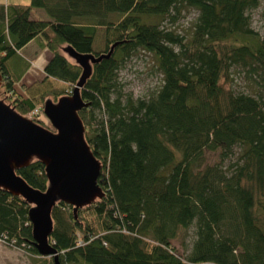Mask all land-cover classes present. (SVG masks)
Wrapping results in <instances>:
<instances>
[{"label": "trees", "instance_id": "obj_1", "mask_svg": "<svg viewBox=\"0 0 264 264\" xmlns=\"http://www.w3.org/2000/svg\"><path fill=\"white\" fill-rule=\"evenodd\" d=\"M259 2H0V98L41 125L49 127L33 108L68 93L80 72L61 47L97 55L116 42L79 89L104 193L75 216L63 201L52 206L48 240L60 264H264V27L254 29L249 15ZM181 7L196 12L188 36L164 24ZM98 27L103 47L94 50ZM35 37L51 56L25 82L30 61L19 50ZM137 49L160 77L147 96L133 97L117 70ZM235 65L255 76L257 89L224 86ZM15 171L45 188L38 160ZM28 207L0 189V242L27 251L31 264H53L32 244ZM191 226L187 245L181 232Z\"/></svg>", "mask_w": 264, "mask_h": 264}, {"label": "water", "instance_id": "obj_2", "mask_svg": "<svg viewBox=\"0 0 264 264\" xmlns=\"http://www.w3.org/2000/svg\"><path fill=\"white\" fill-rule=\"evenodd\" d=\"M106 52L94 55L74 50L69 44L61 50L80 67L79 75L68 93L56 100L44 99L42 112L50 128L16 111L0 98V189L17 195L29 205L27 219L31 241L40 255H51L60 264L48 237L52 229L51 208L57 201L71 205L75 211L103 195L96 178L100 163L84 138V124L78 110L86 105L79 89L91 71V64L106 58ZM2 74L0 73V84ZM33 159L43 165L46 186L43 190L29 185L16 169Z\"/></svg>", "mask_w": 264, "mask_h": 264}, {"label": "rangeland", "instance_id": "obj_3", "mask_svg": "<svg viewBox=\"0 0 264 264\" xmlns=\"http://www.w3.org/2000/svg\"><path fill=\"white\" fill-rule=\"evenodd\" d=\"M0 2L7 1L0 0ZM263 2L264 0H260L259 4L249 11L251 26L259 32H262L264 27V17L261 14ZM195 13L196 12L193 8L181 7L177 13L172 11V17L164 19V24L174 28L179 33H183L184 35L188 36L192 22L194 21V17L196 15ZM102 33L103 27H98L92 41V47L94 50H101L103 47ZM35 43L36 42H31L28 45L29 50L26 54L29 56L30 63L31 60H33V64L32 68L28 70V74L25 73L26 75L22 76V80L25 82H29L33 78L40 77L41 74L39 73V70L36 69V67L40 68L50 54V52L45 47H42L40 50H38ZM33 48L36 49L34 53L32 52ZM35 53L38 57H36ZM246 70L247 69L245 67L240 65L231 67L232 80H224V86H230L233 90H242L244 92H252L253 90L257 89L258 86L253 80V77L255 76H252L250 72L246 73ZM159 77L160 74L153 69L151 55L142 49H137L135 52H133V54L128 59H126L123 65L117 70V79L122 83V91L125 93L129 92L133 97L147 96L151 91L150 89L154 87V85H156V83L159 81ZM43 120L47 121V118L44 117ZM47 123L49 126L48 121ZM216 157L217 156L215 155L210 156V158ZM192 229L193 226H191L188 231L186 230L181 232L180 239L187 243V245L189 244V241L192 237ZM173 243L176 247H178L179 251H185L178 243V240H174ZM30 256L31 255L22 248L0 242V264H31Z\"/></svg>", "mask_w": 264, "mask_h": 264}, {"label": "crops", "instance_id": "obj_4", "mask_svg": "<svg viewBox=\"0 0 264 264\" xmlns=\"http://www.w3.org/2000/svg\"><path fill=\"white\" fill-rule=\"evenodd\" d=\"M7 2H22V3H27L28 2V0H18V1H9V0H6ZM6 3V2H5ZM34 11V14L35 15H38V16H42V17H45L46 16V14H45V12L41 9V8H34L33 9ZM31 42H36L35 44H36V46H37V49L38 50H40L41 48H42V46L40 45V40L38 39V38H32L31 40H29L24 46H22V48H20V53L24 56V57H26V58H28L29 59V56L26 54L27 53V51L29 50V48H28V45L31 43ZM35 46V47H36ZM47 49V48H46ZM33 50V51H32ZM31 51L34 53L35 51H36V49L35 48H33ZM48 50V49H47ZM24 51V52H23ZM49 51V50H48ZM50 52V51H49ZM35 55H36V57H38L37 56V54L35 53ZM51 56V53L49 54V56H48V58ZM33 57H34V54H33ZM36 57H35V59H36ZM48 58L45 60V62L48 60ZM33 59V58H32ZM33 60H31V63H30V65L28 66V68L26 69V71L24 72V74L23 75H26V74H28V70H30L31 68H32V64H33V62H32ZM44 62V63H45ZM44 63H43V65H44ZM43 65L39 68V67H36V69H38L39 70V73L40 74H42V67H43ZM26 73V74H25ZM22 75V76H23ZM41 76V75H40ZM34 79V78H33ZM32 79V80H33Z\"/></svg>", "mask_w": 264, "mask_h": 264}, {"label": "built area", "instance_id": "obj_5", "mask_svg": "<svg viewBox=\"0 0 264 264\" xmlns=\"http://www.w3.org/2000/svg\"><path fill=\"white\" fill-rule=\"evenodd\" d=\"M32 113H34V114H42L41 113V109H40V107H36V108H33V111H32ZM2 242H4V240H2ZM78 242H79V240H78ZM6 243V242H5ZM6 244H11V242H8V243H6Z\"/></svg>", "mask_w": 264, "mask_h": 264}]
</instances>
